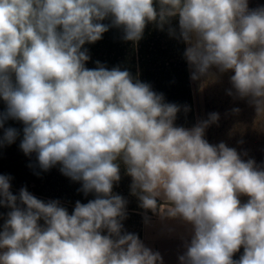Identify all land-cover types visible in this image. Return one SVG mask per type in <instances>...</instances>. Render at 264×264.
I'll list each match as a JSON object with an SVG mask.
<instances>
[{
  "label": "clouds",
  "instance_id": "1",
  "mask_svg": "<svg viewBox=\"0 0 264 264\" xmlns=\"http://www.w3.org/2000/svg\"><path fill=\"white\" fill-rule=\"evenodd\" d=\"M172 17L192 79L212 67L233 71L235 93L264 116V7L250 10L248 0H0V99L7 105L0 129L8 119L22 122L25 155L35 153L44 171L59 164L80 191L96 194L69 214L26 188L14 195L12 178L0 174V207L11 209L0 264H162L136 234H122L127 202L112 194L120 162L142 208L160 207L191 225L180 264H264V169L204 139L219 114L191 129L174 126L179 107L129 71L85 67L83 46L110 26L138 41L149 22L163 28ZM18 135L4 129L0 146Z\"/></svg>",
  "mask_w": 264,
  "mask_h": 264
},
{
  "label": "rangeland",
  "instance_id": "2",
  "mask_svg": "<svg viewBox=\"0 0 264 264\" xmlns=\"http://www.w3.org/2000/svg\"><path fill=\"white\" fill-rule=\"evenodd\" d=\"M248 7L250 10L264 7V0H248ZM190 72L192 78L193 69L191 67ZM233 74L231 70L221 73L216 67H212L207 74L192 79L195 111L189 125L194 127L198 123L207 121L210 113H218L219 119L205 128L204 139L211 145L223 142L228 147L234 148L243 161L254 160L258 168L264 169V116L257 117L256 107L249 97L241 98L235 93L230 81ZM229 91L232 95L228 94ZM6 108V103L0 99V112H5ZM10 127L17 129L19 135L14 143L0 146V164H13L29 170L19 184L31 191L32 195L45 202L58 198H72L75 203L77 201L87 203L96 198L95 193L85 195L80 191L81 182L73 181L62 174L59 164L44 171L40 169L35 153L24 154L19 147L23 138L24 125L22 122L8 119L4 123V128L0 129V136L3 135L4 129ZM120 177L118 182H114L112 194L122 196L127 202L126 209L128 210L126 218L122 221V234L133 233L139 236L150 220L165 214L160 211V207L154 212L140 206L138 196L131 192L132 177L127 174L122 162H120ZM65 183L70 184V190L66 187L67 185H64ZM15 187L11 184L10 191L19 195ZM33 192H41L42 195H36ZM239 199L243 204L247 202L248 197L241 194ZM160 206H164V203ZM2 221L0 225H3L6 220ZM43 223L41 220L40 224L43 225ZM102 234L106 235L107 231L105 230ZM243 251L241 247L233 255V259L239 260Z\"/></svg>",
  "mask_w": 264,
  "mask_h": 264
},
{
  "label": "trees",
  "instance_id": "3",
  "mask_svg": "<svg viewBox=\"0 0 264 264\" xmlns=\"http://www.w3.org/2000/svg\"><path fill=\"white\" fill-rule=\"evenodd\" d=\"M102 23L110 25L111 21L106 19ZM169 28L175 29V36L170 35ZM123 36L122 28L110 26L102 39L95 43H86L83 48L87 49L90 59L85 67L93 69L102 65L109 70L119 67L121 70L129 71L134 80L146 83L154 92L162 94L165 103H172L179 107L174 126L190 127L189 121L193 119L195 111L194 87L190 65L184 56L187 46L179 38L178 17H172L163 28L159 27L156 22H149L142 38L138 41H128ZM28 173L29 170L22 166L0 164V174L10 176L12 178L10 183L15 185L18 191L25 188L19 182ZM64 185H67L66 187L70 190L69 183ZM71 189L75 191L74 188ZM29 192L32 194L31 191ZM34 194L42 195L41 192ZM57 200L68 210L69 214L73 212L75 202L72 198H58ZM162 204L163 202L158 200V205ZM10 210L7 207H0L1 223H3L2 220L7 219V213ZM0 227L2 231L3 225ZM140 237L141 235L138 236L139 239Z\"/></svg>",
  "mask_w": 264,
  "mask_h": 264
},
{
  "label": "crops",
  "instance_id": "4",
  "mask_svg": "<svg viewBox=\"0 0 264 264\" xmlns=\"http://www.w3.org/2000/svg\"><path fill=\"white\" fill-rule=\"evenodd\" d=\"M191 234V225L181 218L160 215L145 225L140 241L153 252H159L162 264H180L179 257L186 251L185 244L190 242Z\"/></svg>",
  "mask_w": 264,
  "mask_h": 264
}]
</instances>
